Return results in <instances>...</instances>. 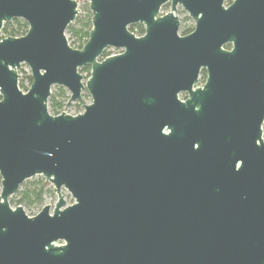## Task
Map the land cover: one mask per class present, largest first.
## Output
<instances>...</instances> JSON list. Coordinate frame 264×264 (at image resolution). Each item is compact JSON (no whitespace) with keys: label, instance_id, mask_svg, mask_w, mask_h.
<instances>
[{"label":"water","instance_id":"1","mask_svg":"<svg viewBox=\"0 0 264 264\" xmlns=\"http://www.w3.org/2000/svg\"><path fill=\"white\" fill-rule=\"evenodd\" d=\"M88 7L75 48L77 0H0V30L28 24L0 39V264H264V0ZM53 86L91 102L53 115ZM35 175L57 199L28 215L9 197Z\"/></svg>","mask_w":264,"mask_h":264},{"label":"trees","instance_id":"2","mask_svg":"<svg viewBox=\"0 0 264 264\" xmlns=\"http://www.w3.org/2000/svg\"><path fill=\"white\" fill-rule=\"evenodd\" d=\"M78 1V0H77ZM87 1V0H86ZM231 0H226V3H230ZM189 20L188 16L185 15L183 18L180 34L185 35L191 32L194 28L193 25H187L184 22ZM92 27L91 23V12L88 7V2L84 3L81 8V12L78 13L74 21H72L66 28V34L69 38L72 39L71 45L76 48H82L89 37V31ZM28 29V24L24 19L16 18L9 22L4 23L2 30L5 33V36H21L26 33ZM129 29L138 35H142L144 32V26L142 24H131ZM229 48V45H226ZM109 51L106 49L103 53V56L109 55ZM89 66H84L82 70L88 71ZM206 72L204 69L201 70L199 79L204 81ZM30 73L26 74L22 78L18 85L22 90H27V85L25 81L29 84L31 83ZM69 98L67 90L62 86H54L53 91L51 92L48 98V110L51 114L56 115L62 111V107L65 105L66 101ZM264 130V122H263ZM52 193L50 187H47V183L43 177H38L36 179H29L24 181L19 189L10 197L9 202L11 205H22L27 209L40 208L43 205L44 197L46 194Z\"/></svg>","mask_w":264,"mask_h":264},{"label":"rangeland","instance_id":"3","mask_svg":"<svg viewBox=\"0 0 264 264\" xmlns=\"http://www.w3.org/2000/svg\"><path fill=\"white\" fill-rule=\"evenodd\" d=\"M77 2H78L79 13H80V12H81V8H82V5H83L84 3H86V2H88V0H87V1H86V0H78ZM226 5H227V3H226ZM169 10H170V4L167 3L166 5H164V6L161 8V10H160V14H165V13L168 12ZM177 15H178L179 20H180V26H179V30H180V27H181V24H182L183 18L185 17V15L188 16V13H187L186 11H184V10L181 8V6H178V7H177ZM188 18H189V20H186L184 23L187 24V25H193V26H194V21L192 20V18H191L190 16H188ZM179 33H180V31H179ZM135 34H136V33H135ZM136 35H138V34H136ZM66 36H67V39H68L69 44L71 45V43H72V39L69 38L68 34H66ZM4 37H6V36H5V33H4L3 30L1 29V30H0V39H2V38H4ZM71 46H73V45H71ZM73 47H74V46H73ZM75 48H76V47H75ZM107 50L109 51V52H108L109 55H110V54L119 53V52L122 51V49H115V48H107ZM80 72H81V74L83 75V83H85V81L87 80V78H88V76H89V74H90V69H89L88 71H85V70H82V71H81V69H80ZM18 73H19V80H18V82H19L22 78H24V76H25L26 74L30 73V70H29L28 65L25 64V63H22L21 66H20L19 69H18ZM24 84L27 85V89H28V87H29L30 84H29L27 81H25ZM53 89H54V86L52 87L51 92L53 91ZM66 90H67V89H66ZM23 91H25V90H23ZM67 92H68V94H70L68 90H67ZM180 97H181V98H184L185 96H184V94H181ZM66 102H67V101H66ZM90 102H91V96L89 95V93L87 92V90L84 89L83 92H82V95H81V99H80V100H77V101H73V102L70 103L69 105H66V103H65V105L62 107V111H61V112H65V113L73 114V115H74V114L81 113V112H83V110H84V106H83V105H86V104H88V103H90ZM65 107H66V108H65ZM262 137H263V139H264V130H263V133H262ZM38 177H43V176H42V175H35V176H33V177L29 178V179H36V178H38ZM43 178H44V177H43ZM29 179H27V180H29ZM0 180H1V177H0ZM25 181H26V180H25ZM47 187H50V188H51L52 193H50V194L48 193V194L45 195V197H44V201H43V205H44V204H49L51 207H53L54 203L56 202L57 196H56L55 192L53 191V185H52L51 183H48V184H47ZM0 190H1V182H0ZM62 192H63V194H64V196H65V200H66L67 204L72 203V202H73V199H72L71 196L67 193V191H66L65 189H63ZM11 196H12V195H11ZM11 196H10V197H11ZM10 197H9V199H10ZM43 205H42V206H43ZM12 206H14V205H12ZM21 206H22V205H21ZM42 206H41L40 208H35V207H34V208H32V209H27V208H25V207H23V208H24L25 212H26L28 215H35V214H36V213L42 208ZM58 243H61V242H58Z\"/></svg>","mask_w":264,"mask_h":264},{"label":"built area","instance_id":"4","mask_svg":"<svg viewBox=\"0 0 264 264\" xmlns=\"http://www.w3.org/2000/svg\"><path fill=\"white\" fill-rule=\"evenodd\" d=\"M203 82H204V81H200V79H199V83H198V85L201 86V85L203 84ZM60 113H61V112H60Z\"/></svg>","mask_w":264,"mask_h":264},{"label":"flooded vegetation","instance_id":"5","mask_svg":"<svg viewBox=\"0 0 264 264\" xmlns=\"http://www.w3.org/2000/svg\"><path fill=\"white\" fill-rule=\"evenodd\" d=\"M168 3H169V2H168ZM166 4H167V3L163 4L162 7H163L164 5H166ZM169 4H170V3H169ZM162 7H161V8H162ZM188 16H189V15H188ZM226 48H227V47H226Z\"/></svg>","mask_w":264,"mask_h":264}]
</instances>
